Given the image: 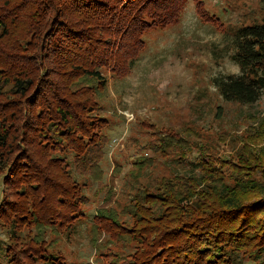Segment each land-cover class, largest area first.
Wrapping results in <instances>:
<instances>
[{"label": "trees", "instance_id": "16d2710c", "mask_svg": "<svg viewBox=\"0 0 264 264\" xmlns=\"http://www.w3.org/2000/svg\"><path fill=\"white\" fill-rule=\"evenodd\" d=\"M187 1L0 0V174L8 171L0 224L8 223L15 240L8 264H67L44 237L50 231L59 242L89 199L59 154L73 153V169L104 180L107 121L95 114L108 93L101 71L125 77L143 36L177 24ZM195 1L199 15L215 21L203 0ZM231 59L240 74L215 79L219 94L227 102L257 103L264 96V19L239 29ZM262 119L229 159L167 130L154 151L167 157L180 150L181 165L192 168L142 189L122 213L98 209L95 223L110 242L134 243L128 255L107 252L105 264H264ZM153 163L137 158V175ZM121 216L129 219L120 222ZM25 230L22 243L18 232Z\"/></svg>", "mask_w": 264, "mask_h": 264}, {"label": "rangeland", "instance_id": "374dc122", "mask_svg": "<svg viewBox=\"0 0 264 264\" xmlns=\"http://www.w3.org/2000/svg\"><path fill=\"white\" fill-rule=\"evenodd\" d=\"M203 3L215 21L204 20L196 1L188 0L177 24L143 36L145 46L125 77H115L110 69L101 71L108 93L97 100L95 114L107 121L103 130L106 154L101 161L105 178L97 183L89 175L82 176L73 169V153L59 154L72 164V174L86 184L89 201L82 209L84 216L59 242L54 243L56 235L50 231L44 237L50 250L67 264H105L103 255L107 252H133L134 243L123 246L110 242V234L96 225L94 217L103 207L122 213L142 189L155 188L161 178L190 172L192 166L187 162L182 166L178 160L180 150L167 157L154 151L153 146L167 130L181 133L193 146L202 144L217 157L229 159L241 150L240 138L264 120V96L253 105L227 102L214 84L217 78L240 74L231 59L236 35L242 27L263 21L264 0ZM258 147H264V141ZM144 156L153 158L154 163L139 177L135 161ZM7 176V170L0 174V205L7 192ZM128 219L121 216L119 221ZM9 230L8 223L5 227L0 224V264H8L6 251L15 242ZM27 233L18 232L22 243ZM94 241L106 244V249L97 251Z\"/></svg>", "mask_w": 264, "mask_h": 264}]
</instances>
